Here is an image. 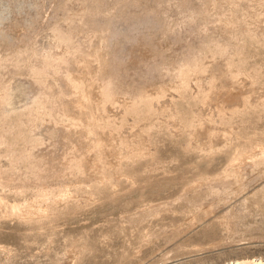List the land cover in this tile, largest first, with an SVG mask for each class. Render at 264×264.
<instances>
[{
    "label": "rangeland",
    "instance_id": "obj_1",
    "mask_svg": "<svg viewBox=\"0 0 264 264\" xmlns=\"http://www.w3.org/2000/svg\"><path fill=\"white\" fill-rule=\"evenodd\" d=\"M82 3L98 12L94 19H80ZM54 20L77 28L53 37ZM28 42L47 61L59 51L62 62L52 70L66 74H32L35 86L53 90L44 99L27 84L23 59L0 64V264H262L264 160L254 152L264 144V0H0V59ZM77 44L107 61L92 57L89 82L76 54L62 51ZM140 52L148 54L143 62ZM99 77L118 81L126 109L111 108L118 121L99 132L112 145L92 154L85 143L99 132L87 126L78 139L80 118L60 106L70 96L80 99L75 112L96 102ZM228 80L255 103L217 118L211 104L229 102ZM160 86L158 106L131 105L132 91ZM9 91L11 109L4 106ZM207 115L213 121L201 123ZM136 135L144 152L132 157ZM72 149L93 165L78 164ZM243 151L255 158L236 160ZM115 154L116 166L105 165L103 156L111 163ZM28 202L37 204L30 218L10 207Z\"/></svg>",
    "mask_w": 264,
    "mask_h": 264
},
{
    "label": "bare ground",
    "instance_id": "obj_2",
    "mask_svg": "<svg viewBox=\"0 0 264 264\" xmlns=\"http://www.w3.org/2000/svg\"><path fill=\"white\" fill-rule=\"evenodd\" d=\"M78 1V0H77ZM90 1V0H89ZM87 2V1H86ZM82 4H85V3H82ZM91 5V4H90ZM89 4H85L84 5V7L82 8V11H81V17H80V19L81 18H85V20H87L88 21V19H91V18H95V16L94 15H97V13L98 12H96V11H94L92 8H91V6H90ZM91 8V9H90ZM98 9V8H97ZM67 11V10H66ZM69 14V13H68ZM101 14V13H100ZM105 14V13H104ZM150 14H151V12H150ZM149 14V16H151ZM59 15V14H58ZM60 16V15H59ZM56 17V16H55ZM65 18H68L69 20H71V17H72V15H65L64 16ZM64 17H63V19H64ZM98 17V16H97ZM96 17V18H97ZM145 17H147V16H145ZM99 18H102V17H99ZM67 19V20H68ZM82 19V20H83ZM231 19V18H230ZM56 20V19H55ZM54 20V22L52 23V24H50V28H48V29H50L51 30V34L53 35V37H57V38H62L63 37V35L65 34V33H67L68 32V30L67 29H71L69 32H71L72 31V29H73V27L74 28H77V26L75 27L74 26V24H68V26L67 27H65V29L67 30V32L66 31H64L65 29H64V27H63V25L61 26V25H59V23H60V21H59V23H57L56 21ZM65 20V19H64ZM66 20V21H67ZM104 20V19H103ZM149 20V19H148ZM151 20V19H150ZM62 21V20H61ZM64 22V21H63ZM69 21H67V23H68ZM70 23H72V22H70ZM66 24V23H65ZM109 24V23H108ZM105 26V25H104ZM107 26V25H106ZM108 27V26H107ZM104 28V27H103ZM64 29V30H63ZM104 30H106V29H104ZM174 30V29H173ZM204 30V29H203ZM111 31V30H110ZM241 31V30H240ZM243 31V30H242ZM246 31V30H245ZM162 32H165V31H162ZM201 32V31H200ZM258 32V31H257ZM170 33V32H169ZM196 34V33H195ZM51 35V36H52ZM103 35V34H102ZM169 35H171V34H169ZM108 36V35H107ZM22 37V36H21ZM15 40V39H14ZM160 40V39H159ZM203 40V39H202ZM210 40H212V39H210ZM158 41V40H157ZM207 42L209 41V39H207L206 40ZM91 42V41H90ZM213 42V41H212ZM163 43H165V42H163ZM14 44V43H13ZM214 44V43H213ZM5 45V44H4ZM10 45V44H9ZM15 45V44H14ZM13 45V46H14ZM151 45V44H150ZM158 45V44H157ZM157 45H156V48H157ZM166 45H168V43L166 44ZM172 45V44H171ZM201 45V44H200ZM154 46H155V41H154ZM12 47V46H11ZM161 47V46H160ZM169 47V46H168ZM8 48V47H7ZM145 48V47H144ZM153 48V47H152ZM166 48V47H165ZM88 49V48H87ZM163 49V48H162ZM144 50H147L146 48L144 49ZM157 51H159L160 49H156ZM8 51V52H7ZM3 55H2V58L0 59V64L1 65H4V64H8L9 63V66L10 65H12L13 63H15L16 61H19V59L21 60V59H23L24 61H25V65H26V71H28V76L30 77H28V81H26L27 82V84L28 85H31L32 87H34L36 84H35V81H34V79H32L31 77H32V74L34 73V72H40V71H46V72H51V75H53L54 76V78L56 79V78H65V74L66 73H64V74H62V73H55L53 70H52V64H59V63H61L62 62V57H61V55H60V52L59 51H55V52H53V57H51V58H49L50 59V61H47L46 59H44L43 57H44V55L42 56V51H38V50H35V48L33 47V45L31 44V43H27L25 46H24V48L22 49H18V47H13V48H11V49H9V50H7ZM63 52H67V53H75L76 55V57H77V59L76 60H80L81 62H80V66H81V68H82V70H83V78H84V80L85 81H87V82H89V75H90V77L91 76H93V74L91 75V74H87V71L89 72V71H91V67H92V57L94 58V60L96 61V60H100L101 61V63H102V66L103 65H105V64H107V61L104 59V58H102L103 56L101 55V56H95L94 55V53L93 52H91V51H89V50H86V48L85 47H83V46H81V45H79V44H77V45H75L74 47H71V48H64L63 50H62ZM151 51H153V49L151 50ZM162 51V50H161ZM145 52V51H144ZM106 53V52H105ZM146 53V52H145ZM145 53H142V52H140V54H138L139 56L137 57V58H140V59H145L146 57H147V55H145ZM149 53V52H148ZM165 53V52H164ZM154 54V53H153ZM158 55V54H157ZM150 56V55H149ZM151 56H154V55H151ZM34 58H36V63H37V61H38V63L37 64H35L34 63ZM75 58V57H74ZM113 58V57H112ZM135 58H136V56H135ZM136 58V59H137ZM157 58V57H156ZM188 58H190V57H185V59H188ZM107 59V58H106ZM143 59H142V62H143ZM147 59H151V58H147ZM191 59V58H190ZM138 60V59H137ZM137 60H135V61H137ZM152 60V59H151ZM189 60V59H188ZM141 61V60H140ZM185 61V60H184ZM186 62H187V60H186ZM190 62V61H189ZM188 62V63H189ZM100 63V64H101ZM14 65V64H13ZM143 66H144V64H143ZM159 66V65H158ZM149 67V66H148ZM12 68H14L13 66H12ZM160 69V68H159ZM13 70V69H12ZM14 70H16L15 68H14ZM24 70H25V68H24ZM112 70H113V67H112ZM157 70V69H156ZM86 71V73L85 74H87L88 75V77L87 76H84V72ZM161 71V70H160ZM169 71V70H168ZM113 72V71H112ZM155 72V71H154ZM157 72V71H156ZM172 72V71H171ZM91 73V72H90ZM93 73V72H92ZM106 73V72H105ZM107 73H108V75L110 76L111 74H113V73H111V74H109V72L107 71ZM27 74V73H26ZM102 74H104V73H102ZM175 74H176V76L175 77H177L178 76V79H177V81H178V83L176 84V83H174V84H176V86L178 87L179 86V83H180V80H181V78H180V67L179 66H176V70H175ZM70 75V74H69ZM114 75V74H113ZM117 75V74H116ZM157 75V74H156ZM52 76V77H53ZM74 76V75H73ZM102 76V75H101ZM105 76V74L103 75V77ZM108 76V77H109ZM115 76V75H114ZM226 76V75H225ZM76 77V76H75ZM75 77H73V80L75 79ZM106 77H107V74H106ZM103 78V79H101L100 77V79H101V81H100V85H99V93L97 94L96 93V95H93V99H94V96L95 97H97V100H96V98H95V100H96V102L95 101H93L92 99H89V101H87L86 102V104L84 103L83 105H85V108H84V110L83 111H81V112H75L74 111V108L76 107V105L78 106V103L80 102V99H78V98H71V96H70V103H69V98L68 99H66L67 101H68V104H69V106H63L62 107V105L60 106L62 109H63V112H65V113H69V114H72V112H73V114H75V115H77V117H79L80 119V122H81V124H82V126L80 125V127L79 128H81L79 131H78V133H79V135H78V139H82V136L85 134V132H86V130H85V128L87 127V126H90L89 128L91 129V131H93V133H95V135L99 132V127L102 125V124H106V123H111V125H112V123H115V122H117L118 120L115 118L114 119V117L115 116H113L114 114H112V113H110V111H112L111 110V108L114 106V107H118V108H121L123 111H124V109H126V106L124 105V103L126 102H120L119 100H118V97H117V94H118V92L119 91H122V90H119V88L117 89L116 88V84H117V82L118 81H116V83H115V81H114V79H112V78ZM111 77V76H110ZM174 77V76H173ZM174 77V78H175ZM215 77L216 76H214V75H210V76H207L206 77V79H205V82H204V84H205V89H204V91L205 92H208V94H209V92H211V90H212V87L213 86H215L214 85V83H215ZM219 78V77H218ZM221 78V77H220ZM68 79V78H67ZM204 79V78H203ZM171 80V79H170ZM173 80V79H172ZM65 81V80H64ZM76 81V80H75ZM75 81H74V83H75ZM84 82V81H83ZM91 82V81H90ZM219 82H221V81H219ZM70 84H71V82H69ZM69 83H66V85H64V88H65V90H66V92H67V94L69 93V91H70V88H72L71 86H70V84ZM85 83V82H84ZM172 83V82H171ZM182 83V82H181ZM180 83V84H181ZM223 83V82H222ZM227 84H228V86L230 85V86H233V88L230 90L229 89V91H227L225 94L226 95H229L230 96V99H229V102L226 104L225 102H222L221 100H219V102L218 101H214L213 102V104H211V105H213L212 107H214V109H215V111H216V113H217V115H218V117L217 118H220V117H222V118H224V113L226 114V113H228V114H231V113H234L235 111H236V108L238 107L237 105L240 103V105L241 104H243V105H245L244 103H246L247 102V104H253V103H255V102H252V101H250L249 100V98H248V96H246L245 94H244V92L246 91V90H244V88H242L241 86H237V85H234V82H233V80H228L227 82H226ZM226 83H224L225 85H227ZM65 84V83H64ZM170 84V83H169ZM236 84V83H235ZM84 85V84H83ZM173 86V85H172ZM187 86V85H186ZM48 87V86H47ZM46 87V88H47ZM117 87H118V85H117ZM180 87V86H179ZM250 87V86H249ZM35 88L37 89V92H35L34 93V95H36L37 97H43L44 99H45V97H47V96H52L53 95V90L50 88V87H48L47 89L46 88H41L39 85L38 86H35ZM203 88H204V86H203ZM253 88V87H252ZM165 89H166V87L165 86H160V87H158V89L157 90H155V91H149V90H140V91H132V93H131V97L129 96V99H131V105H136L137 103H139L140 101H146L147 103H149L150 105H151V107H153V106H158L157 105V103L155 104V97L154 96H156L157 97V94L159 95L160 94V96H161V93H164L165 92ZM173 89V88H172ZM246 89H248V86H247V88ZM84 90V89H83ZM91 90V89H90ZM119 90V91H118ZM137 90V89H136ZM213 90H215L214 88H213ZM88 92H90L89 90H87ZM125 91V90H124ZM173 91H174V89H173ZM8 92V91H7ZM10 92V91H9ZM13 92V91H12ZM97 92V91H96ZM127 92V91H126ZM65 93V92H64ZM87 93V92H86ZM129 93V94H130ZM95 94V93H94ZM206 94V93H205ZM11 95H12V93L10 92V93H8V94H6V96H5V104H4V106H6V108H8V109H11V102H10V100H11ZM65 95V94H64ZM91 95H92V92H91ZM67 96V95H66ZM87 96H89V95H87ZM207 96V95H206ZM65 97V96H64ZM63 97V98H64ZM172 97V96H171ZM50 98V97H49ZM48 98V100H50ZM218 98V97H217ZM248 98V99H247ZM8 99V100H7ZM206 99V98H205ZM216 99V98H215ZM47 100V99H46ZM83 100V99H82ZM81 100V101H82ZM156 100H158V98L156 99ZM168 100V99H167ZM45 101V100H44ZM255 101V100H254ZM260 101V100H259ZM83 102H85V101H83ZM160 102V101H159ZM107 103V104H106ZM130 104V103H129ZM209 104V103H208ZM108 105V106H107ZM242 105V106H243ZM260 105V104H259ZM14 106V105H13ZM155 106V107H156ZM246 106V105H245ZM59 107V108H60ZM133 107V106H132ZM251 107H252V105H251ZM124 108V109H123ZM53 109V108H52ZM152 109V108H151ZM202 109H204V108H202ZM240 109V108H239ZM118 110V109H117ZM212 110V109H211ZM114 111V110H113ZM112 111V112H113ZM161 111V110H160ZM204 111V110H203ZM115 112V111H114ZM113 112V113H114ZM125 113V112H124ZM202 114V113H201ZM119 115H121V114H119ZM213 115V114H212ZM216 115V114H215ZM201 116V115H200ZM220 116V117H219ZM74 117H76V116H74ZM216 117H214V119L216 118ZM231 118V117H230ZM209 119H211L210 118V116L209 115H207V116H205V117H202V121H201V123L203 122V120H204V122H207V121H210ZM213 120H211L210 122H212ZM79 122V123H80ZM215 123V122H214ZM219 123H220V121H219ZM218 123V124H219ZM116 124V123H115ZM202 126H203V128H202ZM218 126V125H217ZM208 123H205V125L203 124V125H201V129H203V131H205L204 133H205V135L207 136V137H205V138H210L211 136L210 135H212L213 133H212V131H211V128L209 127V129H208ZM88 128V127H87ZM213 129V128H212ZM109 130V129H108ZM194 131V130H193ZM198 131V130H197ZM200 131H202V130H200ZM101 132V131H100ZM99 132V134H98V137L96 138V139H94V140H92V141H89V142H86L85 144H86V148H87V152H91L92 154H95V153H98V151L101 149L102 150V148H105V147H107V146H110V145H112V144H110V142H109V139H107V138H105V137H103L102 136V133H100ZM87 133L89 134V132L87 131ZM86 133V134H87ZM92 133V134H93ZM144 133V132H143ZM196 133V132H195ZM203 133V132H202ZM218 132H216V134H217ZM85 134V135H86ZM140 134V133H139ZM201 134V133H200ZM222 134H224V133H222ZM120 135V134H119ZM196 135H197V133H196ZM202 135V134H201ZM122 136V135H121ZM216 136V135H215ZM124 137V136H123ZM145 137V136H144ZM114 138V137H113ZM121 138L122 137H120V136H117L116 137V139L117 140H119L121 143H123V144H125V143H127L128 141H127V139L125 138V140L126 141H121ZM203 138V137H202ZM204 138V139H205ZM219 138V137H218ZM208 139H207V141H208ZM111 140V139H110ZM142 140V139H141ZM139 138H138V135H136L135 136V139H133V140H131L130 142H129V145H130V154L132 155V157H134V156H142L141 154L144 152V148H143V144H142V141H141ZM219 140V139H218ZM221 140V139H220ZM113 142H115L114 140H112ZM211 141V140H210ZM110 144V145H109ZM208 143H206V145H207ZM128 145V144H127ZM258 147V150H257V152H254V151H252V152H254L255 154H257V155H260V157H261V159H262V157H263V160H264V144H260V145H258L257 146ZM108 148V147H107ZM109 149V148H108ZM75 149H72V152L74 153L73 154V156H74V158H76L75 160L77 161V163L79 162L80 163V165L81 166H83V167H91L92 165H93V161H91V159H92V157H91V159H86L85 158V156H83V155H80L79 154V156L78 157H76V155H75V151H74ZM104 150V149H103ZM105 151V150H104ZM103 151V152H104ZM127 152V151H126ZM243 153H245L244 151H243ZM242 153V154H243ZM253 153V154H254ZM100 154V153H99ZM104 155H105V153H103ZM107 154V153H106ZM88 155V154H87ZM96 155H98V154H96ZM125 155H126V153H125ZM106 156V155H105ZM105 156H103V159H102V157H99V158H101L102 159V161L105 163V165H107L108 167L109 166H114L115 165V163L116 162H118L117 161V157H116V154L115 155H113V157H114V159H113V162L111 161V163L109 162V161H107L106 160V157ZM239 156V155H238ZM241 156V155H240ZM239 156V157H240ZM111 157V156H110ZM112 157V158H113ZM237 157V156H236ZM246 157H248V159L250 158V157H252L251 156V153L250 154H243L240 158H234V160L236 159V160H238V161H240V160H242V159H244V158H246ZM259 157V158H260ZM41 158V157H40ZM136 158V157H135ZM252 158H255L254 156L252 157ZM250 159V160H253V159ZM36 159H38V157L36 158ZM233 159V158H232ZM40 160V159H39ZM39 160H37V162L39 161ZM93 160V159H92ZM236 160H235V162L233 163V164H235L236 163ZM245 160V159H244ZM246 161V160H245ZM244 161V162H245ZM249 161V160H248ZM92 162V163H91ZM244 162L243 163H241L242 165H241V168L240 169H242V166H243V164H244ZM247 162V161H246ZM245 162V163H246ZM252 162V161H251ZM40 163V162H39ZM78 163V164H79ZM238 163V162H237ZM236 163V168L239 166V163L237 164ZM38 164V163H37ZM117 164V163H116ZM248 164V163H247ZM35 165V164H34ZM245 165V164H244ZM38 166V165H37ZM36 166V167H37ZM40 166V165H39ZM95 166V165H94ZM107 166H106V168H107ZM116 166V165H115ZM248 166V165H247ZM234 167V166H233ZM39 168V167H38ZM113 168V167H112ZM70 169V166L69 165H65L64 166V170H69ZM247 169V168H246ZM117 170V169H116ZM114 170H112V172H113ZM236 171H238V168L236 169ZM239 172V171H238ZM5 181V180H4ZM57 198V197H56ZM38 199V198H37ZM41 200V199H40ZM35 201V200H34ZM19 204H21V203H19ZM15 205H17V203L15 204ZM41 205V204H40ZM36 206H37V204L35 203V202H28V203H25V204H21V205H17V206H14L13 205V207L12 206H10L12 209L14 208V210L16 209V213H19L20 215H22V217L24 216H29L30 214L31 215H33L32 213L34 212V210H35V208H36ZM40 208V207H39ZM53 209V208H52ZM50 211V210H49ZM15 212V211H14ZM37 213H38V211H37ZM36 213V214H37ZM35 214V213H34ZM42 216V215H41ZM21 217V218H22ZM29 218H30V216H29ZM20 219V218H19ZM260 259V258H259ZM240 262V261H239ZM239 262H237V263H239ZM245 262V261H244ZM255 262H257V261H255ZM259 263H262V264H264V260L263 259H260L259 261H258ZM241 263V262H240ZM248 263H250V261H248ZM253 263V262H252ZM236 264V263H235ZM258 264V263H257Z\"/></svg>",
    "mask_w": 264,
    "mask_h": 264
}]
</instances>
